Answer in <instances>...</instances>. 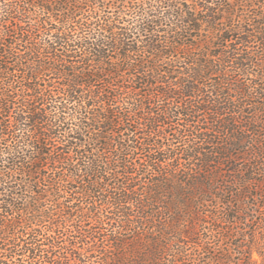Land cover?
Wrapping results in <instances>:
<instances>
[{"label":"trees","instance_id":"obj_1","mask_svg":"<svg viewBox=\"0 0 264 264\" xmlns=\"http://www.w3.org/2000/svg\"><path fill=\"white\" fill-rule=\"evenodd\" d=\"M181 1L0 0V264H264V0Z\"/></svg>","mask_w":264,"mask_h":264},{"label":"rangeland","instance_id":"obj_2","mask_svg":"<svg viewBox=\"0 0 264 264\" xmlns=\"http://www.w3.org/2000/svg\"><path fill=\"white\" fill-rule=\"evenodd\" d=\"M180 3H179V5L181 6V7H183V3H182V1L181 0H178ZM184 1V0H183ZM215 1V0H214ZM173 3L175 2V1H172ZM177 7V6H176ZM175 7V8H176ZM147 9H149V8H147ZM148 18H151V16L150 17H148ZM138 19H140V20H142V18H138ZM178 20V18H176L175 19V21H177ZM139 38H140V35L138 36ZM20 134H22V132L20 133ZM11 144V143H10ZM2 150V149H1ZM25 238V237H24ZM27 238V237H26ZM189 241H191V239H185V241L183 242V243H180V244H183V246H186L187 248H188V251L189 250H191V248H192V245L191 244H189L188 245V243H189ZM230 250L232 251V253L235 255V253H236V251H235V249L234 248H230ZM237 257H239L238 255H236V256H234V258L236 259ZM254 257H258L257 256V254H254ZM171 259H169V261H170ZM187 261H189V259H187L186 260V262ZM185 264V263H184Z\"/></svg>","mask_w":264,"mask_h":264}]
</instances>
